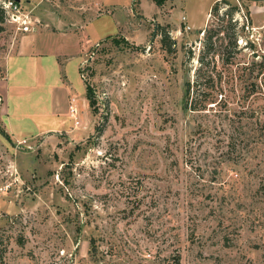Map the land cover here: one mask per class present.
<instances>
[{"label":"rangeland","instance_id":"obj_1","mask_svg":"<svg viewBox=\"0 0 264 264\" xmlns=\"http://www.w3.org/2000/svg\"><path fill=\"white\" fill-rule=\"evenodd\" d=\"M163 1L110 0L93 22L106 35L85 41L89 57L75 49L66 69L11 90L26 142L0 122V264H264V165L252 145L229 146L238 122L250 131L264 116V32L247 43L227 10L261 25L264 0L213 12L215 0ZM24 36L0 3V77ZM199 69L213 79L210 102L196 96ZM188 80L190 105L204 109L186 106Z\"/></svg>","mask_w":264,"mask_h":264},{"label":"crops","instance_id":"obj_2","mask_svg":"<svg viewBox=\"0 0 264 264\" xmlns=\"http://www.w3.org/2000/svg\"><path fill=\"white\" fill-rule=\"evenodd\" d=\"M32 1L28 0L29 3L33 4L30 9L34 10V15L39 18L41 23L35 31L24 33L25 36L21 39L17 51L7 60L5 76L0 77V122L2 128L6 131V135L11 139L15 138L21 141L25 138L19 137L18 134L21 133V129H16L13 120L22 116L25 112L22 109L20 111L19 107L10 112L7 99L11 90L22 92L30 86H39L44 83L43 76L50 69H66L69 59L76 55L75 49H77V54L80 52L81 55H84L83 57H89L87 55L89 50H86L85 41L89 40L92 43V37L95 41L96 38L106 35L93 27V22L102 18L105 12H109L108 7L110 6L108 5L109 3L112 4L110 0H74L76 3H80L77 6L68 5L67 0H55V2L41 0V2L36 1V3ZM216 1L218 0L214 2ZM49 2H53V5ZM106 8L108 10H105ZM60 10H64L67 16H62L59 13ZM117 24L119 25V23ZM78 29L81 30L83 36L80 39L75 33ZM67 39L72 41L69 40L68 45H64L62 41ZM85 60L87 58H83V62L80 63L81 67ZM66 79L63 74L59 79L56 78L58 82L62 83V88L58 87L57 89L61 93L64 91L68 94L71 91V85L68 84V79ZM61 96H57L56 92L54 94L53 111L55 112H58L61 108L59 104ZM82 102H85L84 99ZM66 111L69 115L67 107ZM3 115L7 116V123L4 122ZM60 123L58 128L65 126L64 120H61Z\"/></svg>","mask_w":264,"mask_h":264},{"label":"trees","instance_id":"obj_3","mask_svg":"<svg viewBox=\"0 0 264 264\" xmlns=\"http://www.w3.org/2000/svg\"><path fill=\"white\" fill-rule=\"evenodd\" d=\"M164 2L163 0H157V3H162ZM219 2H224L227 5H230L228 0H218L216 1L215 5H213L212 7V12L215 10L216 7H218ZM231 13H235L239 10V7L237 6H233V7H229V9ZM227 12V11H226ZM224 16V15H222ZM237 22V21H236ZM236 25V23H235ZM170 40H169V36L167 34L166 29H163V35H162V43L163 45L167 46L168 44H170ZM203 60V58H202ZM204 78L206 80L205 82V88H201V81L200 79ZM212 77H208L206 78L205 76H202L201 74V69H199L198 71V76L195 82V86H196V90H197V94L196 96L201 97V99L206 100L207 102H210L211 100V96H212V90L214 89V83L212 82ZM211 88V90H209ZM192 90V84L191 81L188 80L185 84V95L187 97V101H186V106H188L191 109L194 110H201L205 108V105H203V107L201 106H194V108H192V105H190V93ZM87 98L89 99V103L90 105L94 104V99L92 96V90L90 88V86H88L87 88ZM238 126H237V131L235 134H233V137L230 139L229 141V146L231 147V149H237L238 145L240 144H245L249 147V145L253 146V150H257V154L256 156L259 158V164H263L264 165V116L263 117H259L257 116V118L255 120H253L252 122V126H251V130L250 131H242L243 127L245 126V124H242L240 122H238ZM8 136V135H7ZM263 181H264V175H263ZM96 245L94 243V241H91V248H90V253L91 254H95L96 253ZM175 264H181V257L179 255L175 256Z\"/></svg>","mask_w":264,"mask_h":264},{"label":"built area","instance_id":"obj_4","mask_svg":"<svg viewBox=\"0 0 264 264\" xmlns=\"http://www.w3.org/2000/svg\"><path fill=\"white\" fill-rule=\"evenodd\" d=\"M0 3L2 9L6 13L7 20L16 27L17 31L22 33H28V32H33L37 29L40 20L34 15L33 9L26 10L21 4V2L17 0H0ZM240 9L237 11L239 13L237 14L238 18L235 17V21H237L239 25L243 29H245V31L249 34L250 39L247 41V43L251 41L252 43L256 42L257 39H260L257 33H261L260 30L264 32V23H262L261 25H255L248 22V20H244V18H247V15L244 11H240ZM182 19L183 21H185L186 16H183ZM185 28L187 30H190L192 26L186 23ZM74 100L75 99H73V101ZM70 109L74 113V111H76L77 108L73 103H71ZM73 113H71V116L76 115L75 113L74 114ZM23 141L26 142V139H24Z\"/></svg>","mask_w":264,"mask_h":264},{"label":"water","instance_id":"obj_5","mask_svg":"<svg viewBox=\"0 0 264 264\" xmlns=\"http://www.w3.org/2000/svg\"><path fill=\"white\" fill-rule=\"evenodd\" d=\"M17 1H19V2H20L21 0H17Z\"/></svg>","mask_w":264,"mask_h":264}]
</instances>
